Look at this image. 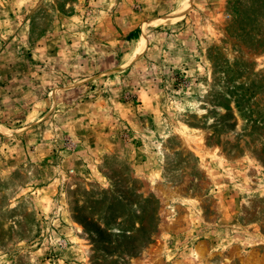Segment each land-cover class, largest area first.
<instances>
[{"label": "rangeland", "instance_id": "374dc122", "mask_svg": "<svg viewBox=\"0 0 264 264\" xmlns=\"http://www.w3.org/2000/svg\"><path fill=\"white\" fill-rule=\"evenodd\" d=\"M0 264H264V0H0Z\"/></svg>", "mask_w": 264, "mask_h": 264}]
</instances>
